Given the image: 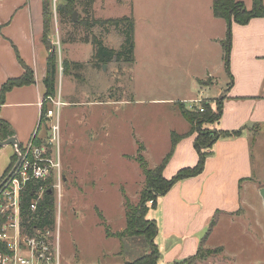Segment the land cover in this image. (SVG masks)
<instances>
[{
	"label": "rangeland",
	"instance_id": "obj_1",
	"mask_svg": "<svg viewBox=\"0 0 264 264\" xmlns=\"http://www.w3.org/2000/svg\"><path fill=\"white\" fill-rule=\"evenodd\" d=\"M212 1L56 0L71 7L63 16L53 12L50 31L57 58L55 95L63 104L57 115L38 122L34 135L39 143H32L50 152L45 140L53 136L59 154L64 182L61 196L55 195L53 232L60 264H123L149 251L144 236L116 235L125 226L124 202L139 203L143 168L157 166L169 152L171 132L185 133L178 103L193 109L206 102L215 110L230 81L222 47L226 23L213 16ZM85 8L94 18L133 19L131 63L111 61L97 69L87 64L90 50L82 39L89 33L80 24L88 15ZM73 12L79 22L72 23ZM91 30L118 49L117 29ZM64 60L82 66L66 67ZM252 129L257 131V126ZM248 133L254 176L239 188L246 203L242 219L231 226L221 224L203 246L205 259L195 264H264L259 193L264 186V126ZM146 204V216L154 217L151 203Z\"/></svg>",
	"mask_w": 264,
	"mask_h": 264
},
{
	"label": "crops",
	"instance_id": "obj_2",
	"mask_svg": "<svg viewBox=\"0 0 264 264\" xmlns=\"http://www.w3.org/2000/svg\"><path fill=\"white\" fill-rule=\"evenodd\" d=\"M241 1L247 9L251 7V0ZM262 2L264 4V0ZM42 34V0H0V86L8 78L23 74L20 61L33 71V82L7 91L0 105V119L6 123L7 136H15L20 147L32 138L40 120L38 100L45 90L43 78L48 55ZM85 44L90 51L84 60L89 64L92 46L89 42ZM229 70L233 80L230 86L229 81L225 83L222 113L214 126L223 130L244 129L239 136L217 139L200 174L176 182L166 194L158 197L155 216L151 218L158 226L155 243L160 251V264L194 254L216 210L219 215L204 246L221 224L231 226L242 219L246 203L240 197L239 188L254 176L252 137L248 132L258 133L264 126V17L252 18L243 25L232 23ZM178 111L180 113L179 108ZM186 123L185 132L189 129ZM252 126H257V131ZM195 135L177 141L163 169L164 177L170 178L178 169L196 163ZM14 154L12 144L0 147V178ZM217 246L224 250L222 243Z\"/></svg>",
	"mask_w": 264,
	"mask_h": 264
},
{
	"label": "trees",
	"instance_id": "obj_3",
	"mask_svg": "<svg viewBox=\"0 0 264 264\" xmlns=\"http://www.w3.org/2000/svg\"><path fill=\"white\" fill-rule=\"evenodd\" d=\"M67 1V0H66ZM43 9V34L42 42L48 50L46 59V69L43 78L44 93L43 98L46 96H53L56 93V67L57 58L53 44L49 38L50 25L53 18V10L49 3V0H42ZM55 12L57 15L63 16V14H70L71 7L68 4L59 3L55 6ZM85 15H89V19L85 16V20H80L81 26L89 33L82 39V42H89L92 46V54L89 60V64L94 68H101V66L107 65L111 61L117 63H131L134 60V41H133V19L130 16L121 17H109V18H94L90 9H84ZM212 14L214 17L222 18L226 23V36L222 40V47L224 49V65L229 76L230 86L233 76L229 70V55L231 49V25L232 23L246 24L252 18L264 17V4L262 0H251V7L247 9L241 0H213L212 1ZM72 23L79 22V20H73L70 16ZM98 27H113L121 35V43L118 49L111 48L104 44L101 36L93 34L92 28ZM81 39V38H80ZM79 39V40H80ZM64 65L75 67H81L82 64L78 62H67L64 60ZM24 71L19 77L8 78L0 86V105L3 104L5 94L7 91L16 86L27 85L33 82V71L24 65L20 61ZM46 104L42 105L40 109V122L45 119ZM179 110L183 118L188 122L189 129L183 134L171 133V148L169 152L162 158L161 162L153 168H143L142 156L137 155L136 159H139V164L143 168V174L145 177V187L140 192V200L137 205H131L127 201L124 202L125 209V227L117 233L118 237L126 236H144L146 243L149 247V251L140 255L132 261H125L123 264H160V251L155 243V236L158 231L156 220L148 218L146 216L149 207L147 202H150L152 207L157 205L158 197L166 194L171 187L178 181L194 177L203 171L206 157L212 154V147L214 142L219 138L239 136L242 133L243 127L234 130H223L218 128H205V125L218 123L222 113V97L216 101L215 110L209 105V103L201 104L200 108L188 109L182 105H179ZM255 127V126H252ZM6 123L0 119V138L7 137ZM196 133L193 139V147L197 154V161L193 166H186L178 169L170 178H166L163 175V169L170 159L175 144L182 137ZM32 142L39 143L36 135L31 138ZM46 141V140H45ZM17 156L14 154L11 157V162L3 173L0 181L8 174L12 168ZM52 178H49L45 182L40 180L28 182L20 191V225L23 232L33 235L36 230L44 232L45 230L52 231L55 226V195L50 184ZM45 184L41 196L37 198V191L39 186ZM34 204V208H32ZM219 211L216 210L210 219L207 226V230L204 236L200 239L199 244L194 254L189 255L180 260H174L167 264H195L198 261L205 259L206 249H204V242L211 232L218 218ZM6 221L5 217L0 219V230L3 223ZM0 250H5V244L0 242ZM222 248L220 247V251ZM210 253V252H209Z\"/></svg>",
	"mask_w": 264,
	"mask_h": 264
},
{
	"label": "built area",
	"instance_id": "obj_4",
	"mask_svg": "<svg viewBox=\"0 0 264 264\" xmlns=\"http://www.w3.org/2000/svg\"><path fill=\"white\" fill-rule=\"evenodd\" d=\"M55 6L56 0H52L54 14ZM44 104L54 105V109L47 107L45 111V117L51 118L58 114L63 102L59 96L53 95L38 100L40 109ZM51 129L55 131L57 126L54 124ZM46 142L51 146L50 152H47L45 147L34 145L31 139L21 146L18 164L0 188V219L3 217L6 219L0 230V242L5 244V250H0V264H60L54 229L44 232L36 230L35 234L29 235L23 232L20 225L19 195L28 182L35 180L45 182L52 178L50 186L54 195L61 196L64 180L59 154L53 149V136ZM45 187V184L39 186L37 198L41 196Z\"/></svg>",
	"mask_w": 264,
	"mask_h": 264
},
{
	"label": "water",
	"instance_id": "obj_5",
	"mask_svg": "<svg viewBox=\"0 0 264 264\" xmlns=\"http://www.w3.org/2000/svg\"><path fill=\"white\" fill-rule=\"evenodd\" d=\"M72 18L73 20H75V13L73 12L72 14ZM6 144H12L15 147V151H16V155H17V160L15 161V163L13 164L11 170L8 172V174L4 177V179L0 182V186L3 184V182L7 179V177L11 174V172L13 171V169L16 167V165L18 164L20 155H21V148H20V143L18 142V140L16 139L15 136L11 135V136H7L6 138L0 140V147ZM259 193L260 196L262 198L263 201V205H264V186L259 188Z\"/></svg>",
	"mask_w": 264,
	"mask_h": 264
}]
</instances>
